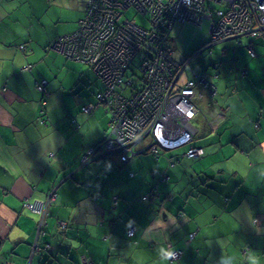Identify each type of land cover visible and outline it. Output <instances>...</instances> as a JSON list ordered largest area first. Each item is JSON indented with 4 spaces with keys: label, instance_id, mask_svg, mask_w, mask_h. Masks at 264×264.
Masks as SVG:
<instances>
[{
    "label": "crops",
    "instance_id": "crops-1",
    "mask_svg": "<svg viewBox=\"0 0 264 264\" xmlns=\"http://www.w3.org/2000/svg\"><path fill=\"white\" fill-rule=\"evenodd\" d=\"M85 4L70 17L75 0H0V264H264V39H227L198 53L209 37L174 24L175 61L202 57L195 74L210 86L196 84L201 113L191 120L204 155L174 149L167 164L164 152L152 155L158 165L138 156L151 153L125 164L97 155L81 165L109 115L102 105L81 111L95 97L68 98L58 81L67 63L59 67L56 54L64 55L51 43L77 30ZM186 29L201 37L192 52ZM44 80L45 94L36 88ZM51 193L43 218L23 208Z\"/></svg>",
    "mask_w": 264,
    "mask_h": 264
},
{
    "label": "built area",
    "instance_id": "built-area-1",
    "mask_svg": "<svg viewBox=\"0 0 264 264\" xmlns=\"http://www.w3.org/2000/svg\"><path fill=\"white\" fill-rule=\"evenodd\" d=\"M130 7L150 26L124 23L122 11ZM204 21L208 22L210 42L203 49L227 39H264V0H87L77 30L51 43V48L66 58L88 64L103 85L95 95L96 103L83 106L81 111L90 114L102 105L109 115L106 134L84 152L81 165L97 155L116 156L125 164L137 154L151 153L157 158L160 150L183 146L184 156L197 159L204 155L202 147L192 144L195 130L191 120L201 113L194 102L196 84L210 86L197 74L178 85L190 58L182 63L175 61L168 43L174 24L189 23L201 28ZM20 49L24 50V46ZM248 51L253 55L251 47ZM132 67L141 73L137 85L127 74L128 70L133 73ZM127 86L129 97L122 94ZM36 88L45 94L46 81ZM41 106H46L45 100ZM52 197L51 193L46 200L25 201L23 208L43 218ZM148 198L149 194H145L141 200ZM134 232V227L129 228L127 236L132 237ZM180 257L181 251L169 250L171 261Z\"/></svg>",
    "mask_w": 264,
    "mask_h": 264
},
{
    "label": "rangeland",
    "instance_id": "rangeland-1",
    "mask_svg": "<svg viewBox=\"0 0 264 264\" xmlns=\"http://www.w3.org/2000/svg\"><path fill=\"white\" fill-rule=\"evenodd\" d=\"M87 0H75V6L74 8L71 10H68L67 13L69 14L70 17L72 16H76L77 12L79 11L78 7H83V5L85 4ZM67 9H69V7H67ZM61 13H63V11H60ZM82 17V16H81ZM80 17V18H81ZM122 21L124 23H129L130 25H139V26H143V27H149L150 24L148 22V20L142 16L140 13H138V11L134 8V7H130L126 10L122 11ZM194 28L196 29V32L202 35H207L208 36V22L204 21L201 25V28H198L196 26H194ZM206 37V36H205ZM182 38L185 42L186 45L190 46V51L192 52L193 50H195L196 47H198L199 45L195 43L201 39L200 36H197L195 38V36H193L190 32L189 29L185 30V33L182 34ZM208 39V38H206ZM209 50L203 51L202 53L206 52L205 55L209 56L208 53ZM199 49H198V53H199ZM56 53H51L48 57L49 60L53 63V55H55ZM56 56L58 57L57 61L59 62V67H62L64 65V63H67V66H65L64 71L60 74L58 81L63 83V87L66 90L67 94H69V99H73V98H77L78 96H89L94 98L97 91L100 90L102 91L103 89V85L101 84L99 78L97 77V75L95 74V72L92 70V68H90V66L88 64L76 61V60H72V59H67L66 57L60 55V54H56ZM194 57V55H193ZM203 62V58L200 56H195L194 58H192L190 64L186 65L185 70L182 72L179 80H178V85L184 83L187 79L192 78V76L195 74V71H199L200 67L199 65H201ZM54 65V63H53ZM132 71L133 73H131L130 70L127 71V74L131 77V79L133 80L134 84L137 85L139 83V79L141 77V73L140 71L135 68L132 67ZM57 72V71H55ZM122 94L126 97H129L131 95V91H130V87H126L124 89H122ZM84 105V104H83ZM180 149V150H179ZM186 149L185 146L178 148V150L176 149L175 152H182V150ZM174 151V150H173ZM173 151H163L160 150L159 154H161L162 152H164L160 159V163L161 164H167L166 162V154H170ZM140 157H145L147 156L149 159V161L155 165H158L159 161H156V159L149 154H144V155H138ZM136 156V158L138 157ZM139 157V158H140ZM139 159H136L135 161H138Z\"/></svg>",
    "mask_w": 264,
    "mask_h": 264
},
{
    "label": "bare ground",
    "instance_id": "bare-ground-1",
    "mask_svg": "<svg viewBox=\"0 0 264 264\" xmlns=\"http://www.w3.org/2000/svg\"><path fill=\"white\" fill-rule=\"evenodd\" d=\"M86 3H87V2H86ZM83 14H84V13H83ZM78 21H79V20H78ZM188 24H189V23H188ZM192 25H193V24H192ZM194 26H195V25H194ZM77 27H78V22H77ZM208 36H209V34H208ZM209 42H210V38H209V41H208L204 46H202V47L207 46ZM219 42H221V41H218L217 43H219ZM213 45H214V44H213ZM213 45H211V46H213ZM211 46H210V47H211ZM202 47H200V48L203 49ZM203 50H204V49H203ZM170 161H171V162H174V160L171 159V158H170Z\"/></svg>",
    "mask_w": 264,
    "mask_h": 264
},
{
    "label": "trees",
    "instance_id": "trees-1",
    "mask_svg": "<svg viewBox=\"0 0 264 264\" xmlns=\"http://www.w3.org/2000/svg\"><path fill=\"white\" fill-rule=\"evenodd\" d=\"M85 5H86V4H85ZM84 7H85V6H84ZM81 18H82V17H81ZM81 18H80V19H81ZM80 19H79V20H80ZM28 66H30V65H28ZM29 69H30V68H29ZM143 196H144V195H143ZM140 200H141V198H140ZM142 201H146V200H142ZM48 208H49V206H48ZM48 208H47V211H46L47 213H48ZM126 236H127V234H126ZM127 237H128V236H127ZM128 238H129V237H128ZM189 238H190V235H189V237H188V240H189ZM175 250H176V249H175ZM178 251H180V250H178Z\"/></svg>",
    "mask_w": 264,
    "mask_h": 264
}]
</instances>
